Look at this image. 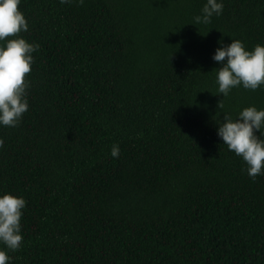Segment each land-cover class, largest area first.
I'll return each mask as SVG.
<instances>
[{
  "label": "trees",
  "instance_id": "1",
  "mask_svg": "<svg viewBox=\"0 0 264 264\" xmlns=\"http://www.w3.org/2000/svg\"><path fill=\"white\" fill-rule=\"evenodd\" d=\"M204 2L20 0L39 48L28 109L0 126V193L26 201L10 264H264V174L215 133L264 88L222 96L211 59L264 44V0L193 24Z\"/></svg>",
  "mask_w": 264,
  "mask_h": 264
},
{
  "label": "clouds",
  "instance_id": "2",
  "mask_svg": "<svg viewBox=\"0 0 264 264\" xmlns=\"http://www.w3.org/2000/svg\"><path fill=\"white\" fill-rule=\"evenodd\" d=\"M73 0H60L61 4ZM82 4L84 0H75ZM20 0H0V126L15 127L22 114L28 109L27 89L29 73L33 62L32 53L39 48L36 42H28L19 33L27 31L28 24L23 13L18 10ZM223 0H205L199 14L192 17L193 24L207 25L213 15L219 16ZM211 59L216 68L217 92L227 96L234 87L247 90L264 88V44L257 43L247 49L240 39H231L225 44L218 41ZM219 104V103H218ZM216 136L227 149L240 157L243 171L250 179L264 174V108L255 105L242 107L235 118L223 113L216 124ZM258 133V135H257ZM4 139L0 137V146ZM119 145L113 143L109 155L119 156ZM26 201L22 196L9 192L0 193V264H10L12 257L7 251H15L21 246V216Z\"/></svg>",
  "mask_w": 264,
  "mask_h": 264
}]
</instances>
